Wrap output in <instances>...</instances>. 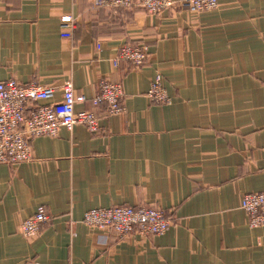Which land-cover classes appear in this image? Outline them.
Listing matches in <instances>:
<instances>
[{"label": "crops", "instance_id": "obj_1", "mask_svg": "<svg viewBox=\"0 0 264 264\" xmlns=\"http://www.w3.org/2000/svg\"><path fill=\"white\" fill-rule=\"evenodd\" d=\"M94 1L0 0V81H70L91 98L105 79L122 84L125 108L78 104L101 116L98 134L61 129L32 139V161L0 164V264H264V227L241 208L264 191V0L155 15ZM143 43L144 66H115L117 49ZM158 74L170 104L147 98ZM61 99L58 90L52 102ZM41 206L51 222L27 239L20 223ZM122 206L160 208L172 226L106 242L82 223Z\"/></svg>", "mask_w": 264, "mask_h": 264}, {"label": "built area", "instance_id": "obj_2", "mask_svg": "<svg viewBox=\"0 0 264 264\" xmlns=\"http://www.w3.org/2000/svg\"><path fill=\"white\" fill-rule=\"evenodd\" d=\"M192 14L212 11L218 8V0H96V8L132 9L140 7L148 14L155 15L174 6ZM61 35L72 38L74 19L61 18ZM149 58L147 44L124 45L117 49L115 66L122 61L137 68L144 66ZM61 90L60 102H52L56 92ZM148 100L157 105L170 104L163 77L157 75L147 93ZM124 89L121 83L101 80L98 93L88 98L77 93L72 82L62 86L30 83L23 85L16 80L0 81V164L17 166L33 160L31 141L34 138L55 137L61 129L72 131L76 125H84L91 133L101 131V116L95 110H75L78 104L90 103L94 108L106 107L107 114L119 115L125 111ZM45 102V104H39ZM241 208L249 216L253 228L264 227V191L246 193ZM52 216L41 206L36 214L23 220L20 234L29 239L37 236L42 226L51 222ZM83 225L103 240L115 236L126 240L132 235L141 237L160 236L172 226V220L160 208H95L87 211L82 218Z\"/></svg>", "mask_w": 264, "mask_h": 264}, {"label": "rangeland", "instance_id": "obj_3", "mask_svg": "<svg viewBox=\"0 0 264 264\" xmlns=\"http://www.w3.org/2000/svg\"><path fill=\"white\" fill-rule=\"evenodd\" d=\"M135 8V7H134ZM176 9H180L179 7H177V5L176 6H174L173 8H171V9H169V10H176ZM144 10V9H143ZM151 15V14H150ZM122 207H126V206H122ZM129 207V206H128ZM113 208H116V207H113ZM132 236H136V235H132ZM131 236V237H132ZM130 237V238H131Z\"/></svg>", "mask_w": 264, "mask_h": 264}]
</instances>
